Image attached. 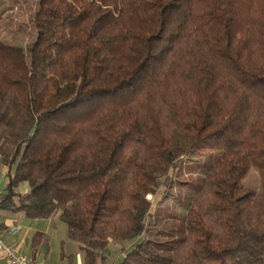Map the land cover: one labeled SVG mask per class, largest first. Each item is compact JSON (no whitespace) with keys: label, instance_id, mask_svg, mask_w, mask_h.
I'll use <instances>...</instances> for the list:
<instances>
[{"label":"trees","instance_id":"trees-1","mask_svg":"<svg viewBox=\"0 0 264 264\" xmlns=\"http://www.w3.org/2000/svg\"><path fill=\"white\" fill-rule=\"evenodd\" d=\"M33 13L30 55L0 40V210L57 214L86 264L111 241H133L117 264H264V0H38ZM202 151L219 155L180 227H159L178 233L163 250L148 196Z\"/></svg>","mask_w":264,"mask_h":264},{"label":"rangeland","instance_id":"rangeland-1","mask_svg":"<svg viewBox=\"0 0 264 264\" xmlns=\"http://www.w3.org/2000/svg\"><path fill=\"white\" fill-rule=\"evenodd\" d=\"M37 4L38 0H0V40L21 47L27 55H30V50L37 36L33 13ZM218 155L217 151H202L187 157L184 160L185 162L174 171V174L172 172V178L190 183L182 187L178 186L177 180H173L170 185H163L155 196H148L154 205L160 201L157 205V212L153 216L155 228L152 244L155 245L156 243L159 248H162L171 244L172 241L167 238L178 237V233L167 234L165 232L163 238L159 235L162 232L159 227H164L165 224L162 229L171 233L173 232V226L182 224L181 221L178 222V218L180 220L183 217L185 218L186 210H188L191 198L195 193L193 190L199 188L206 171ZM3 167L0 163V175H5L6 167ZM199 175L202 176L199 177ZM248 182L255 186L258 185L259 180L256 170L251 171ZM168 218H174L175 220L169 221ZM180 225L177 227H180ZM177 241L178 239L174 241L175 244Z\"/></svg>","mask_w":264,"mask_h":264},{"label":"crops","instance_id":"crops-1","mask_svg":"<svg viewBox=\"0 0 264 264\" xmlns=\"http://www.w3.org/2000/svg\"><path fill=\"white\" fill-rule=\"evenodd\" d=\"M6 173L7 169L5 175H0V192L7 182ZM17 190L24 194L28 191V186L21 184ZM0 229L8 244L14 246L18 252L31 255L40 263L86 264L85 251L69 238L67 224L61 221L57 214L49 218H32L23 212L1 209ZM132 242L111 241L101 252L102 258L98 264H117L124 258ZM0 264H7L1 248Z\"/></svg>","mask_w":264,"mask_h":264},{"label":"built area","instance_id":"built-area-1","mask_svg":"<svg viewBox=\"0 0 264 264\" xmlns=\"http://www.w3.org/2000/svg\"><path fill=\"white\" fill-rule=\"evenodd\" d=\"M0 248L3 250L7 264H43L33 258L31 255H27L21 252H18L14 246L8 244L2 231L0 229Z\"/></svg>","mask_w":264,"mask_h":264}]
</instances>
